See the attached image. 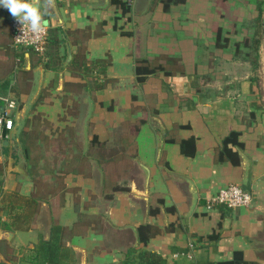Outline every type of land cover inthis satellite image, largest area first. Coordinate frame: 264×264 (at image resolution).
Masks as SVG:
<instances>
[{"label":"crops","instance_id":"obj_1","mask_svg":"<svg viewBox=\"0 0 264 264\" xmlns=\"http://www.w3.org/2000/svg\"><path fill=\"white\" fill-rule=\"evenodd\" d=\"M119 1L131 11L55 0L43 55L13 44V17L0 7V94L18 102L13 136L0 141V264H123L131 249L167 264L237 252L240 264H264V22L259 66L241 53L264 0H186L169 11ZM139 58L169 72L139 82ZM231 131L239 164L218 158ZM183 140H193L188 153ZM248 170L250 206L207 207ZM145 224L153 233L143 242Z\"/></svg>","mask_w":264,"mask_h":264},{"label":"trees","instance_id":"obj_2","mask_svg":"<svg viewBox=\"0 0 264 264\" xmlns=\"http://www.w3.org/2000/svg\"><path fill=\"white\" fill-rule=\"evenodd\" d=\"M158 2H161L163 4V8L165 11H169L172 5L174 4H182L186 0H157ZM221 1V0H220ZM223 0L222 2H224ZM117 3L120 5L122 8V13L123 15L127 14L128 12L131 11L130 4L125 3L123 1L117 0ZM221 3V2H219ZM129 18V17H127ZM256 23V30L255 33L252 37L245 36L241 44L243 46H248L249 49H253L255 51V56L254 58L251 57L252 53L249 52H241L240 51V43L237 44V52L244 53L246 56L251 57L252 61L251 63L253 64L254 68H257L259 66V46L261 43V38H262V24H263V17H262V10H259L257 13L255 19ZM214 29L216 31V37L217 40L220 41L222 39V28L218 26L217 23L214 24ZM84 60L82 57L80 58H73L71 61V66L75 68H83L84 72H86L87 75L90 73V69L86 67V64L84 63ZM84 66V67H83ZM166 71V67L161 63L160 59H155L153 61H150L149 59L146 58H139L136 60L135 64V72L137 75V79L139 82H142L146 79L147 76L153 75L158 73L159 71ZM169 72V71H166ZM92 82V83H91ZM91 84H94L95 81H91ZM104 84V83H103ZM101 84V85H103ZM239 133L238 131H231L226 138L223 140V145L222 148L219 151L218 158L219 160H230L235 164H239L240 162V156L234 147H241L242 143L239 141ZM193 140L189 141H182L181 145L183 147V151L187 152L186 145L188 143H191ZM3 150L6 149V146H1ZM0 200L6 202L7 200V193L4 192L2 188V179H0ZM14 202V199H12ZM12 202V203H13ZM6 209V207H4ZM1 209V208H0ZM153 233L152 227L150 225H141L139 227V238L143 241L146 242L150 236V234ZM136 250L131 249L128 253L125 255V260L123 264H167V259L165 257L149 252L146 250H142L138 253V255H135ZM242 260V254L241 252L235 253V256L231 260L227 261H222L219 262V264H240V261Z\"/></svg>","mask_w":264,"mask_h":264},{"label":"built area","instance_id":"obj_3","mask_svg":"<svg viewBox=\"0 0 264 264\" xmlns=\"http://www.w3.org/2000/svg\"><path fill=\"white\" fill-rule=\"evenodd\" d=\"M50 27L45 24L44 31L35 34L28 32L23 35L21 25L13 17V44L20 48H26L34 51L39 55H43L48 47ZM18 107V102L15 98L8 95L0 94V141L11 139L15 129V110ZM252 193L244 190L240 184L231 183L221 187L217 193L212 195L207 200V207L214 208L217 205L226 207H247L252 204Z\"/></svg>","mask_w":264,"mask_h":264},{"label":"clouds","instance_id":"obj_4","mask_svg":"<svg viewBox=\"0 0 264 264\" xmlns=\"http://www.w3.org/2000/svg\"><path fill=\"white\" fill-rule=\"evenodd\" d=\"M0 7L7 9L17 20L23 35L28 32L39 34L46 24L43 16L55 8V0H0Z\"/></svg>","mask_w":264,"mask_h":264},{"label":"water","instance_id":"obj_5","mask_svg":"<svg viewBox=\"0 0 264 264\" xmlns=\"http://www.w3.org/2000/svg\"><path fill=\"white\" fill-rule=\"evenodd\" d=\"M15 131V129H14ZM14 133V132H13ZM8 141V140H6ZM250 179H251V172L250 170L247 171V176H246V181H244V183L241 185L242 188L248 192L251 193V182H250Z\"/></svg>","mask_w":264,"mask_h":264},{"label":"rangeland","instance_id":"obj_6","mask_svg":"<svg viewBox=\"0 0 264 264\" xmlns=\"http://www.w3.org/2000/svg\"><path fill=\"white\" fill-rule=\"evenodd\" d=\"M262 17H263V22H264V13H262ZM263 25V24H262ZM261 42H262V38H261ZM261 47V43H260V46H259V49ZM250 53H252L251 57L254 58L255 56V51L253 49H249ZM260 53V52H259ZM12 138V137H11Z\"/></svg>","mask_w":264,"mask_h":264}]
</instances>
